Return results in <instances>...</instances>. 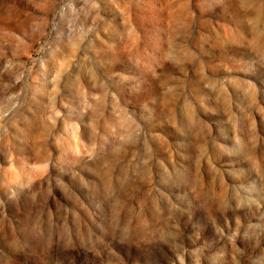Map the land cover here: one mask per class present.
<instances>
[{
    "label": "rangeland",
    "instance_id": "rangeland-1",
    "mask_svg": "<svg viewBox=\"0 0 264 264\" xmlns=\"http://www.w3.org/2000/svg\"><path fill=\"white\" fill-rule=\"evenodd\" d=\"M0 264H264V0H0Z\"/></svg>",
    "mask_w": 264,
    "mask_h": 264
}]
</instances>
